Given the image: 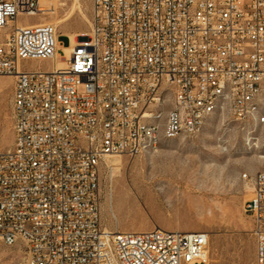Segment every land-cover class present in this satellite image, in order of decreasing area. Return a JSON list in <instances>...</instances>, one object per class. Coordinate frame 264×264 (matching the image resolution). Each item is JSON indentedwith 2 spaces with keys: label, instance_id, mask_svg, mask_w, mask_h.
<instances>
[{
  "label": "built area",
  "instance_id": "built-area-1",
  "mask_svg": "<svg viewBox=\"0 0 264 264\" xmlns=\"http://www.w3.org/2000/svg\"><path fill=\"white\" fill-rule=\"evenodd\" d=\"M77 1L92 6L91 30L64 45L42 0H0V75L15 78L0 239L24 244L25 264H209L207 231L105 228L101 168L201 133L211 108L264 125V0ZM243 180L264 264V174Z\"/></svg>",
  "mask_w": 264,
  "mask_h": 264
},
{
  "label": "rangeland",
  "instance_id": "rangeland-1",
  "mask_svg": "<svg viewBox=\"0 0 264 264\" xmlns=\"http://www.w3.org/2000/svg\"><path fill=\"white\" fill-rule=\"evenodd\" d=\"M42 1L47 7L55 6V12L49 11L44 20L58 24L61 33L90 32L91 4ZM61 43L70 41L63 37ZM30 66L51 69L53 63L33 61ZM14 89L15 78L0 75V145L4 150L14 144ZM261 101L260 112H264V84ZM111 158L121 159L123 165H110ZM259 172H264V125H244L229 113H217L197 135L163 139L158 149L135 157L107 156L101 168L103 225L112 231H146L163 214L179 230L210 233L209 264H256L257 238L253 219L245 210L253 189L243 174ZM137 177L143 180L141 184ZM26 250L22 243L9 246L0 239V264H25Z\"/></svg>",
  "mask_w": 264,
  "mask_h": 264
},
{
  "label": "bare ground",
  "instance_id": "bare-ground-1",
  "mask_svg": "<svg viewBox=\"0 0 264 264\" xmlns=\"http://www.w3.org/2000/svg\"><path fill=\"white\" fill-rule=\"evenodd\" d=\"M61 1V0H60ZM62 3H61V5H65L66 4V2L64 1V0H62L61 1ZM67 5V4H66ZM65 5V6H66ZM49 10H50V12H52V13H54L55 12V6L54 7H50L49 8ZM78 11L81 13V14H85L84 13V10H83V8L81 7V6H78ZM88 22H90V19L89 20H87ZM57 23H60V24H62V26H65L66 24H65V20H59ZM56 24V23H55ZM57 26H58V24H56ZM21 26V24H19V27ZM59 27V26H58ZM69 35H70V37H71V40H72V43H79L81 40H79V41H76L75 40V34L73 33V34H70V33H68ZM87 35H89V33H87V32H82L81 34H80V37L81 36H87ZM64 66H65V64H64V62L62 61V60H58V61H56L55 63H53V67L51 68V70H60V69H63L64 68ZM216 104H223V97H216ZM256 112H260V104L259 105H256ZM217 113H219V108H211L210 109V111H209V113H207V121H208V119L211 117V116H213V115H215V114H217ZM205 125H206V123H203V125L201 126V132H202V130L204 129V127H205ZM157 133H158V137H165L166 136V127L165 126H157ZM169 138H175V137H168V139ZM160 143H161V141H159V145H160ZM112 159V158H111ZM110 165H113V166H121V165H123V161L121 160V159H119V158H116V159H112L111 161L110 160H108L107 161ZM263 174H264V172H263ZM136 181H137V183L138 184H141L142 182H143V180L140 178V177H137L136 178Z\"/></svg>",
  "mask_w": 264,
  "mask_h": 264
},
{
  "label": "crops",
  "instance_id": "crops-1",
  "mask_svg": "<svg viewBox=\"0 0 264 264\" xmlns=\"http://www.w3.org/2000/svg\"><path fill=\"white\" fill-rule=\"evenodd\" d=\"M74 33H75V40L79 41V37H80V34L82 33V31H77V33L76 32H74ZM63 37H67L70 41L69 34L62 33L60 36V41ZM156 227L163 228L166 230H179L178 229L179 225L177 223H173L170 219H168L163 214H158L155 218V222L149 223V229L148 230H151V228L154 229ZM180 231H182V230H180ZM189 231H191V230H189Z\"/></svg>",
  "mask_w": 264,
  "mask_h": 264
}]
</instances>
